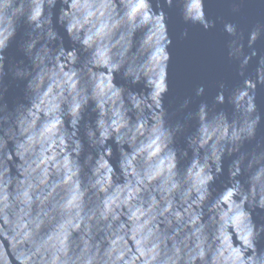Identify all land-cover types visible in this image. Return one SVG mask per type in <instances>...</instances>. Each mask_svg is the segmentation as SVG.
Returning <instances> with one entry per match:
<instances>
[{
	"label": "water",
	"instance_id": "water-1",
	"mask_svg": "<svg viewBox=\"0 0 264 264\" xmlns=\"http://www.w3.org/2000/svg\"><path fill=\"white\" fill-rule=\"evenodd\" d=\"M0 264H264V0H0Z\"/></svg>",
	"mask_w": 264,
	"mask_h": 264
}]
</instances>
